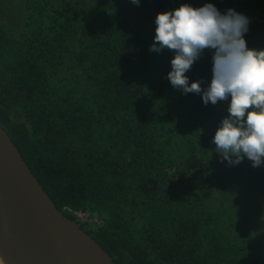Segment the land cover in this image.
<instances>
[{"label":"trees","instance_id":"obj_1","mask_svg":"<svg viewBox=\"0 0 264 264\" xmlns=\"http://www.w3.org/2000/svg\"><path fill=\"white\" fill-rule=\"evenodd\" d=\"M206 2L211 4L22 0L19 28L0 18V126L58 210L75 222L78 211L101 220L100 226L79 224L115 264H264L260 231L245 233L252 261L247 254L234 260V237L218 219L225 210L234 218L243 191L252 201L251 213L264 214V190L255 187L264 163L253 167L244 157L230 165L215 151L213 137L227 117V100L202 101L214 50L205 49L185 73L189 85L200 82L199 94L172 86V57L162 60L159 83L147 58L159 13ZM212 4L221 14L264 9V0ZM134 8L142 12L144 26H152L149 35L141 33V20L124 16ZM257 15L262 17L256 25L248 18L244 39L249 49L264 50V11ZM181 116L190 129L175 152ZM197 150L206 157L219 197L208 193V183L197 185L198 172L189 167Z\"/></svg>","mask_w":264,"mask_h":264},{"label":"clouds","instance_id":"obj_2","mask_svg":"<svg viewBox=\"0 0 264 264\" xmlns=\"http://www.w3.org/2000/svg\"><path fill=\"white\" fill-rule=\"evenodd\" d=\"M139 4V0H132ZM150 51L167 48L175 52L167 78L173 87L201 93L199 81L189 85L185 73L205 49L214 50L212 79L202 101L215 105L228 100L229 115L213 137L215 151L230 165L247 157L253 167L264 163V50L249 49L244 39L248 19L229 9L221 14L213 4L179 8L159 13Z\"/></svg>","mask_w":264,"mask_h":264},{"label":"water","instance_id":"obj_3","mask_svg":"<svg viewBox=\"0 0 264 264\" xmlns=\"http://www.w3.org/2000/svg\"><path fill=\"white\" fill-rule=\"evenodd\" d=\"M0 255L6 264H115L57 209L1 126Z\"/></svg>","mask_w":264,"mask_h":264},{"label":"rangeland","instance_id":"obj_4","mask_svg":"<svg viewBox=\"0 0 264 264\" xmlns=\"http://www.w3.org/2000/svg\"><path fill=\"white\" fill-rule=\"evenodd\" d=\"M216 0H211V4L213 2H215ZM21 2L22 0H17L16 3L13 4L12 0H0V18H3L6 23L10 26V27H16L19 28L22 25L23 22V11L21 9ZM206 4H209V2H206ZM179 8V7H177ZM168 10V11H167ZM175 10L173 7H168L164 12H169V11H173ZM262 11H264V9L258 10V13H261ZM133 12L135 13H126L124 14V16L126 17H137L138 20H141V26H143L141 33L143 34V36H147L150 34V32L152 31L151 28L152 26H144V22H146L144 20V16L142 14V12L138 9V8H134ZM248 13L251 15L250 17L248 16ZM257 14H252L250 11L246 12V15H244L245 17H247V19L249 18L250 20H253V25H256L259 23V20L262 16H258ZM156 25V24H155ZM157 27V26H155ZM154 43V40H153ZM149 56H147L148 60H149V64L152 67V69L154 70V76H155V81L157 83L162 82V76L164 74V67L162 66V60L166 57H172V59L175 56V52L172 50H169L167 48L163 49L161 52H155V51H150L149 49ZM200 58V57H199ZM198 58V59H199ZM197 59V60H198ZM194 61V66L195 63L197 62ZM168 64L170 63V61H167ZM172 70V67H169ZM197 70V69H195ZM200 71V69L198 70ZM166 74V72H165ZM190 75L192 76V78H194L193 74L190 73ZM201 77V76H200ZM74 84V83H73ZM230 105V101H224V104L222 105L225 116H228V107ZM185 116H181L179 121L176 123V130H175V139L174 142L172 144V147L174 148V151L176 152L177 150H179L180 148H183L186 139H187V135H184V133H188V130L190 129V123L185 120ZM183 121V123H182ZM181 124H185L184 128L182 129ZM202 148V147H201ZM203 149V148H202ZM201 150H197L194 151L192 153V155L195 156V166L192 163L190 164V169L192 172H198V176L196 177L198 182L197 185L198 186H206V183H208L210 185V188L206 190L208 191L209 194H212L214 197H219V192H220V187H216L215 186V179L212 177V172L208 162L206 161V157H204L202 155ZM189 156H187L188 158ZM191 159V158H189ZM206 161V162H205ZM200 165V166H198ZM256 188H258L259 190H264V176H259L258 177V183L255 185ZM245 194L246 192H241L240 196H239V202L241 203V205L239 206V208L237 209V213L234 214V218L230 219L229 217H227V211H223L221 213V215L219 216L218 219H220V227L222 229L227 228L233 235L235 243H236V256L234 257V260H239L241 261V259H246V257H244V254L249 255V261L251 262L252 259V254L254 252V249L252 247V245H250L247 240H245V235H249V231L257 234L260 231V234L262 235V237H264V214H261L260 211H255L254 213H251L250 211V207L252 206L251 204V199H247L245 198ZM235 197L237 198L238 196L235 195ZM235 198V200H236ZM238 199V198H237ZM220 203H224L223 200L218 201L216 206L220 205ZM264 210V209H263ZM89 217H80L83 218V220H81L80 218L76 217V220L78 222V224H86V225H96L95 223H93L94 218L97 221H100L98 218L92 216L89 213ZM91 220L90 223L88 220ZM217 220V219H216ZM236 220V221H235ZM238 222H240V224H238ZM240 225L242 226V229L240 227ZM246 233V234H245ZM257 239V237L254 235V245H255V240ZM253 245V246H254ZM251 253V254H250Z\"/></svg>","mask_w":264,"mask_h":264},{"label":"built area","instance_id":"obj_5","mask_svg":"<svg viewBox=\"0 0 264 264\" xmlns=\"http://www.w3.org/2000/svg\"><path fill=\"white\" fill-rule=\"evenodd\" d=\"M73 215L76 216V217H78V218H80V217H84V216H85V217H89V216H90L88 212H80V211H78V212H74ZM80 219L83 220V218H80ZM88 221H89V223H90L91 220L89 219ZM93 223H95L96 225L100 226V225H101V220H100V221H97V220L94 218Z\"/></svg>","mask_w":264,"mask_h":264},{"label":"bare ground","instance_id":"obj_6","mask_svg":"<svg viewBox=\"0 0 264 264\" xmlns=\"http://www.w3.org/2000/svg\"><path fill=\"white\" fill-rule=\"evenodd\" d=\"M12 243L14 246H16V247L18 246L16 241L12 240ZM0 264H6L5 259H3V257L1 255H0Z\"/></svg>","mask_w":264,"mask_h":264}]
</instances>
